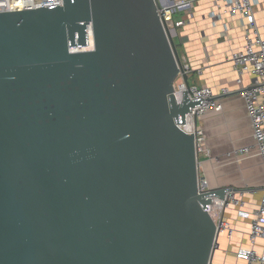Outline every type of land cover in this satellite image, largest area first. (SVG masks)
I'll return each instance as SVG.
<instances>
[{
    "label": "water",
    "instance_id": "1",
    "mask_svg": "<svg viewBox=\"0 0 264 264\" xmlns=\"http://www.w3.org/2000/svg\"><path fill=\"white\" fill-rule=\"evenodd\" d=\"M180 69L154 0L0 11V264H212Z\"/></svg>",
    "mask_w": 264,
    "mask_h": 264
},
{
    "label": "crops",
    "instance_id": "2",
    "mask_svg": "<svg viewBox=\"0 0 264 264\" xmlns=\"http://www.w3.org/2000/svg\"><path fill=\"white\" fill-rule=\"evenodd\" d=\"M254 13L258 32L264 36V0H254ZM185 24L173 30L180 38L179 54L191 65L188 74L190 85L210 86L222 103L220 111L210 110L199 118L205 133L203 150L199 153V173L210 189L232 187L246 192L244 212H253L261 201L264 187V161L253 150L250 154L239 151L255 142L254 130L241 87H251L254 77L240 76L231 61V54L245 44L243 21L238 14L225 12L223 3L215 0H191L181 10ZM176 15V13H175ZM174 15V18H175ZM179 46L177 45V48ZM242 77V82L238 78ZM228 92L223 94L222 89ZM240 210V211H241ZM226 218L235 228L232 238L220 235L216 264H243L234 255L240 247L248 246L250 216H239L237 207L226 210ZM258 250L262 251L261 245Z\"/></svg>",
    "mask_w": 264,
    "mask_h": 264
},
{
    "label": "built area",
    "instance_id": "3",
    "mask_svg": "<svg viewBox=\"0 0 264 264\" xmlns=\"http://www.w3.org/2000/svg\"><path fill=\"white\" fill-rule=\"evenodd\" d=\"M224 5L226 13L236 16L242 15L245 44L242 50L235 51L231 54V61L237 73L242 76L245 73L252 74L254 81L251 87H241L240 93L245 100L248 114L251 119L254 130L255 142L252 146H247L239 151L240 154H250L255 150L264 161V36L258 32L255 13L254 0H215ZM157 12L160 16L162 25L167 32L173 33L178 27L185 24L184 20H176L174 15L177 11L182 10L190 4L191 0H154ZM64 6V0H0V11L36 9L39 7ZM91 43L82 48H71L72 52L91 50ZM183 62V70L189 74L192 70L190 63L181 57ZM238 82H242V77L238 78ZM187 90L189 99L204 98L201 105L192 107V111L185 113V122H177V125L187 134L193 133L195 136L196 148L198 155L203 150V142L205 133L199 124V118L210 110L220 111L222 109L221 101L216 98L213 88L210 86H186L183 78V72L180 69L174 80V93L180 103L183 91ZM228 92L227 88L222 89V93ZM198 191L200 193L207 192L210 188L207 186L203 178L198 177ZM262 196L258 206L253 212H244L240 209L245 204L246 192H254L255 189L238 191L232 187L226 188L224 197L212 196L211 202L207 205V212L212 216L217 224L219 231L217 242L214 243L215 254L212 264H216V251L220 246V235L226 233L232 238L235 228L226 218V210L231 207H237L239 216H250V230L248 232V246L240 247L234 251V255L238 262L243 264H264V187L261 188ZM241 210V211H240ZM262 247V251L258 250V246Z\"/></svg>",
    "mask_w": 264,
    "mask_h": 264
},
{
    "label": "rangeland",
    "instance_id": "4",
    "mask_svg": "<svg viewBox=\"0 0 264 264\" xmlns=\"http://www.w3.org/2000/svg\"><path fill=\"white\" fill-rule=\"evenodd\" d=\"M183 13H184V12H182L181 10L177 11V12H176V15H175V19L177 20V19H179V18H182ZM174 40H175V43L179 46L178 49H179V51H180V53H181V52H182V46L180 45V38H179V36L176 35V36L174 37ZM218 254H219V253H216V255H218ZM216 257H217V256H216ZM215 260H216V259H215Z\"/></svg>",
    "mask_w": 264,
    "mask_h": 264
},
{
    "label": "bare ground",
    "instance_id": "5",
    "mask_svg": "<svg viewBox=\"0 0 264 264\" xmlns=\"http://www.w3.org/2000/svg\"><path fill=\"white\" fill-rule=\"evenodd\" d=\"M91 45H93L92 42H91Z\"/></svg>",
    "mask_w": 264,
    "mask_h": 264
}]
</instances>
